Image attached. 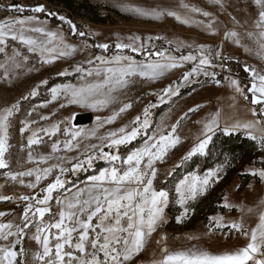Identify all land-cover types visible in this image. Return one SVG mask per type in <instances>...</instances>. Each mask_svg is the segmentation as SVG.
Listing matches in <instances>:
<instances>
[{"label": "snow or ice", "instance_id": "6c2138e0", "mask_svg": "<svg viewBox=\"0 0 264 264\" xmlns=\"http://www.w3.org/2000/svg\"><path fill=\"white\" fill-rule=\"evenodd\" d=\"M207 2L211 10L186 0H178L175 7L146 8L120 0H116L115 6L150 20L171 17L180 24L198 27L210 36H221L216 46L160 35L148 36L145 40L135 34L126 37L117 34L112 44L96 42L99 32L81 30L72 19L50 10L45 3L25 4L12 0L0 3V12L9 13L0 18V80L12 84L22 72L38 71L32 63L33 57L41 66L73 60L71 72L64 68L57 75H74L77 82L47 87L50 98L39 107L47 108L63 97L60 109L77 105L111 113L97 115L96 125L90 130L77 128L72 123L75 114L34 128L40 121H49L56 112L51 116L41 115L39 120L31 119L37 111L33 107L26 112L19 128L21 136L30 133L21 151L27 147L26 163L33 166L12 170L9 130L13 118L21 111L22 101L40 95L41 87L48 86L49 81L42 79L27 95L0 107V170H7L0 189L11 183L29 190L27 194L0 193V201L23 202L19 214L0 211V264H130L145 251L156 233H159L155 244L160 256L151 264H264V197L249 205L243 201L233 202L225 192L219 207L228 213L236 210L240 215L236 218L221 213L210 215L202 236L186 237L197 242L186 248L171 249L167 234L160 232L168 223L170 205L178 210L175 222L183 224L195 214L192 205L225 179L227 169L232 166L226 153H221L223 162L206 170L201 171L197 166L176 176L177 170L185 168L194 158H208L212 154L209 146L217 132L225 137L243 135L256 143L261 159L252 161L240 175L258 180L264 186V68L225 55V43H231L264 60V0ZM221 16L227 22L221 20ZM52 20L58 22L55 28L50 27ZM70 37H75L77 42ZM161 40L168 46L157 48L153 41ZM110 49H114L111 54ZM184 49L189 50L187 54ZM95 50H99V54H95ZM85 52L87 56L83 60H75ZM132 53L145 58L137 60ZM230 62L241 65L246 76L234 75L232 69L226 67ZM188 65L190 67H186ZM216 69L227 71L223 80ZM173 70H181L176 80L149 93L160 104L179 96L182 88L199 83L203 77L217 87L231 89L230 107L235 108L242 100L251 118L229 116L222 122V110L218 109L204 119L195 120L200 128L192 145L178 161L162 171L160 166L167 164L172 150L182 143L177 134L181 122L204 105L188 108L175 123L166 127L163 118L161 123L153 125L151 110L158 104L149 101L128 124L99 135L98 132L106 125L115 124L122 114L133 108L135 101L127 98V90L137 80L155 83ZM57 134H62L63 139L52 142L49 153L34 155L33 146L44 143V137L51 140ZM137 141L139 143L134 144ZM122 147L126 149L123 154ZM73 152L76 154H68ZM100 161L108 166L95 168ZM90 169L92 174L80 183L68 178H79L80 173ZM159 176L163 179L157 187ZM247 187L253 189L254 185L249 183ZM240 188L241 184L236 182L232 191ZM6 216L9 218L4 219ZM213 233L220 234L225 241L242 238L244 243L212 251L199 241ZM25 237L35 242L36 250L25 247Z\"/></svg>", "mask_w": 264, "mask_h": 264}, {"label": "rangeland", "instance_id": "374dc122", "mask_svg": "<svg viewBox=\"0 0 264 264\" xmlns=\"http://www.w3.org/2000/svg\"><path fill=\"white\" fill-rule=\"evenodd\" d=\"M54 2L66 3V0H53ZM151 5L146 6V8L154 6L163 7H175L178 0H150ZM9 0H0V3H6ZM12 2H19L25 4H34L36 2L45 3L50 10L58 11L60 14L66 15L68 18L72 19L74 23L77 24L78 28L81 30L90 29L93 32H99L100 36L96 37V42H109L112 44L116 40V35L119 34L121 37H126L128 35H140L146 38L148 36H164L169 39L173 38H184V41L189 43H211L213 46L220 41L221 36H210L206 32H203L200 28L180 24L174 18L165 17L163 20H150L142 17H137L132 15L127 11L121 10L116 7V0H73L70 4L72 9H66L64 7H57L50 4L49 2L43 0H12ZM121 3H131L134 4V0H120ZM147 2V1H146ZM186 2L195 4L199 7L210 9L207 6V0L198 3L197 0H186ZM202 2V3H201ZM87 5H84V4ZM143 7V6H142ZM27 14V13H26ZM9 15L7 12H0V18ZM15 15V14H12ZM221 20H225L224 16L220 17ZM225 22H227L225 20ZM57 23L51 22L50 27L55 28ZM65 29L67 26L65 25ZM73 42H77L75 37H70ZM89 40V43H92ZM155 42V41H153ZM165 41L161 40L158 48L167 47ZM114 49H110L109 54L113 52ZM188 49H184V53L187 54ZM95 54H99V50H95ZM179 55L178 53H174ZM137 60H143L145 57L132 53ZM225 55H231L238 57L241 62H247L248 64H253L257 68H264V61H258V58L254 55H249L245 53L242 48H237L231 43H225ZM87 56V52L77 55L75 60H83ZM75 61L73 60H58L51 65H39L36 63L35 57L32 58V63L39 70H33L32 72H22L18 79H14L12 84H8L0 80V107L9 105L18 99H21L22 95H27L28 91L31 90L36 84L40 83L42 79H47L49 81L48 86H43L40 89V95L30 98L28 101H22L21 111L13 118L12 126L10 128V165L12 170H26L28 167L33 165L26 163L27 157V147L21 151V146L27 144V136L30 133H25L23 136L19 133V128L22 127L21 121L26 118V112L31 110L33 107L37 108V111L33 113L31 119L39 120L41 115L51 116L52 112H56L55 116H51L49 121H40L37 126H48L58 120H62L65 117H70L75 114V119L72 123L75 124L77 128H82L85 130L93 129L96 125L95 117L97 115H109L111 114L109 110L104 112H95L91 109H86L79 107L77 105H69L63 109L59 108V103L61 100L50 104L47 108L39 107L43 102L49 99V94L47 93V87L54 86L59 83H76L77 79L74 75H69L67 77L57 75L58 71L64 68H69L71 72L70 65ZM235 63V62H233ZM236 64V63H235ZM190 67V65L186 66ZM227 68H230L227 64ZM181 70H173L167 74L164 78H161L155 83H146L137 80L136 83L130 86L127 90V98L129 100L135 101L133 108L121 115L113 125H106L104 128L99 129L98 135L106 132L110 129H115L124 124H128L135 115L142 112L143 107L149 102H157V108L152 111V122L153 125L161 123V118L164 119L165 126H170L175 123L176 120L183 115L188 108L194 107L196 104L204 105L196 113H190L189 118L181 122L178 127L177 134L181 137L182 143L177 146L176 149L172 150L171 158L168 160L166 165H162L161 170L163 171L166 167H171L172 164L179 160L180 156L183 155L194 141L195 134L199 131L200 126L195 124L194 121L197 119H204L210 113L216 110L221 111L222 122L224 119V113L230 111L232 107L230 105L232 102H226L224 95V87H217L205 78L201 77L199 83H194L190 86L181 89L180 95L173 97L171 101L160 104L157 98L149 95L153 91H159V89L167 86V84L172 83L177 79ZM220 73L219 78L223 80V76L227 74V71H221V69H216ZM232 73L238 77H245L243 70L236 72L232 69ZM244 82V81H242ZM238 106V105H237ZM83 114H90L92 120L90 123L82 125H76L77 116ZM63 127V126H62ZM56 139H63L62 134H57L51 140L48 137H44V143L39 146H33L34 155L37 153L47 154L51 151V144ZM95 142V141H94ZM139 143V141L134 142V144ZM129 147H132L130 145ZM211 149V155L208 158L196 157L193 161L189 162L185 168L177 170L176 176L184 174L187 170H194L195 167L199 166L201 171L206 170L208 167L214 166L218 162H223L224 156L221 153H226L230 159L232 166L227 169V175L225 179L212 189L206 197H202L192 206L195 208V214L191 219L185 221L183 224H177L175 222V216L178 214L177 207L170 205L167 210L168 213V223L160 230L162 233H166L168 236V245L171 249H182L190 246L196 241H189L186 237L191 234L201 235L206 231L207 218L210 215L221 213L232 218H236L240 213L233 210L228 213L227 210L219 207L222 195L225 192L230 194V199L233 202L243 201L246 204L252 205L257 202L261 197H264V186H262L258 180H253L251 177L246 175H240L244 168L251 166L252 161H259L261 159V152L257 147L256 143L247 139L243 135H233L232 137H225L222 133L217 132V135L213 138V144L209 146ZM126 151L125 148H121V153ZM69 155H75L76 153H68ZM106 162H97L95 168L99 169L102 167H107ZM258 167L259 164L257 163ZM7 170H0V184L5 183V177L3 173ZM92 174L90 169L87 173H80L79 178L75 176H69L70 180H74L76 183H80V180L86 179L88 175ZM163 176H159L156 185L161 186V181ZM239 182L241 188L239 191H232V186ZM46 183V182H45ZM252 183L254 185L253 189H249L247 185ZM29 190L25 189L20 185H12L11 183L6 184L3 189H0V193L7 195L14 194H27ZM243 199V200H241ZM23 207V202H4L0 201V211L5 212H15L20 213ZM55 211V209H53ZM5 217L4 219H8ZM159 239V233L153 234L151 242L147 245L144 252L139 256L134 257L130 264H151L153 259H158L160 256L159 248L156 246L155 241ZM199 243L209 248L212 251L224 250L226 247L239 246L244 243L242 238L232 239L229 238L227 241L224 240L223 236L218 233H213L211 237H203ZM25 247L29 250H36L37 245L34 241L25 237ZM155 253V255H153ZM31 261V257H29Z\"/></svg>", "mask_w": 264, "mask_h": 264}, {"label": "crops", "instance_id": "0c3cea01", "mask_svg": "<svg viewBox=\"0 0 264 264\" xmlns=\"http://www.w3.org/2000/svg\"><path fill=\"white\" fill-rule=\"evenodd\" d=\"M134 1H135V3H134L135 5H139V6H143V7H146V6H150L151 5L150 4L151 3L150 0H134ZM197 1H198V3H200V1L203 2L204 0H197ZM206 4H207V6H209L208 5V2ZM173 40H181V41H184L185 39L184 38H177L176 37V38H173ZM258 61H260V59H258ZM261 61H264V60H261ZM240 67H241V65H240ZM245 76H246V74H245ZM224 89H225L224 90V95H225L226 102H232L231 99H230V97L232 95L231 89H229L227 87H225ZM237 105L238 106H236L235 108H231L230 111H227L226 114L224 113V119L227 118V117H229V116H232V117H235V118H239V119H248V118H251L250 115L247 114L246 109L243 106V101L242 100ZM241 200H243V199H241Z\"/></svg>", "mask_w": 264, "mask_h": 264}, {"label": "trees", "instance_id": "16d2710c", "mask_svg": "<svg viewBox=\"0 0 264 264\" xmlns=\"http://www.w3.org/2000/svg\"><path fill=\"white\" fill-rule=\"evenodd\" d=\"M43 1L49 2V3L52 4V5H55V4H56L55 6H57V7H61V8H62V7H64V5H65L66 9H68V10L72 9V6H71L70 3H71L73 0H66V3H65V2H62L61 4H60L59 2H54L53 0H43ZM84 5H87V4L85 3ZM52 22H53V23H58L56 20H52ZM228 65H229V67H230L231 69L235 70L236 72L242 70V68L240 67V65L235 64V63H233V62H230Z\"/></svg>", "mask_w": 264, "mask_h": 264}, {"label": "water", "instance_id": "95a60500", "mask_svg": "<svg viewBox=\"0 0 264 264\" xmlns=\"http://www.w3.org/2000/svg\"><path fill=\"white\" fill-rule=\"evenodd\" d=\"M91 120H92V116L90 114L78 115L76 125H79V124L85 125V124L90 123Z\"/></svg>", "mask_w": 264, "mask_h": 264}, {"label": "built area", "instance_id": "2783aa9c", "mask_svg": "<svg viewBox=\"0 0 264 264\" xmlns=\"http://www.w3.org/2000/svg\"><path fill=\"white\" fill-rule=\"evenodd\" d=\"M153 43H155V45H156L157 48H158L159 45H160V41H155V42H153Z\"/></svg>", "mask_w": 264, "mask_h": 264}]
</instances>
